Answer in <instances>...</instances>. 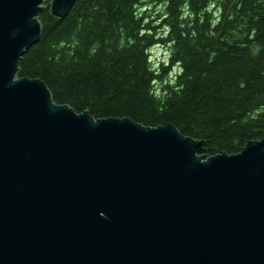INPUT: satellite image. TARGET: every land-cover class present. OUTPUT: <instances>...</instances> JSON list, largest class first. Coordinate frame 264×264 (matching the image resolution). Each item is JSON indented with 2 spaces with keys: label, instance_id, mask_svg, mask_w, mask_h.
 I'll return each instance as SVG.
<instances>
[{
  "label": "water",
  "instance_id": "obj_1",
  "mask_svg": "<svg viewBox=\"0 0 264 264\" xmlns=\"http://www.w3.org/2000/svg\"><path fill=\"white\" fill-rule=\"evenodd\" d=\"M0 0V264H264V139L235 155L172 124L94 120L17 78L46 3Z\"/></svg>",
  "mask_w": 264,
  "mask_h": 264
},
{
  "label": "trees",
  "instance_id": "obj_2",
  "mask_svg": "<svg viewBox=\"0 0 264 264\" xmlns=\"http://www.w3.org/2000/svg\"><path fill=\"white\" fill-rule=\"evenodd\" d=\"M50 6L17 78L43 81L55 104L172 124L207 157L264 139V0H77L57 20Z\"/></svg>",
  "mask_w": 264,
  "mask_h": 264
},
{
  "label": "rangeland",
  "instance_id": "obj_3",
  "mask_svg": "<svg viewBox=\"0 0 264 264\" xmlns=\"http://www.w3.org/2000/svg\"><path fill=\"white\" fill-rule=\"evenodd\" d=\"M163 50L161 48H156L153 50L152 56L155 62H159L160 59L164 58V53H162Z\"/></svg>",
  "mask_w": 264,
  "mask_h": 264
}]
</instances>
